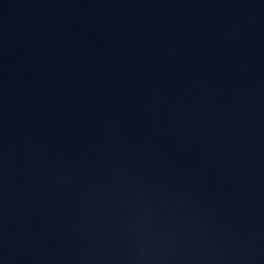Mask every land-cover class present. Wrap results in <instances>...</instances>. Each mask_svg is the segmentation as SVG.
<instances>
[{
	"label": "water",
	"instance_id": "water-1",
	"mask_svg": "<svg viewBox=\"0 0 264 264\" xmlns=\"http://www.w3.org/2000/svg\"><path fill=\"white\" fill-rule=\"evenodd\" d=\"M0 264H264V0H0Z\"/></svg>",
	"mask_w": 264,
	"mask_h": 264
}]
</instances>
